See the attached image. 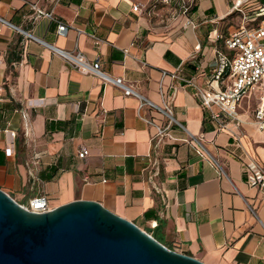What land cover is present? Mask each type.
Masks as SVG:
<instances>
[{
	"label": "crops",
	"instance_id": "0c3cea01",
	"mask_svg": "<svg viewBox=\"0 0 264 264\" xmlns=\"http://www.w3.org/2000/svg\"><path fill=\"white\" fill-rule=\"evenodd\" d=\"M236 1L195 0L184 16L163 0H0V18L20 29L0 21V189L22 205L47 196L51 209L98 202L204 264H264V189L248 187L243 172L244 162L264 163V135L253 124L260 94L240 102L241 125H228L234 140L214 130L195 89L177 83L174 115L185 131L174 126V140L154 148L144 119L165 125L160 113L56 51L99 61L106 76L159 106L178 70L219 92L225 83L206 81L223 46L217 37L240 24L229 14ZM34 3L56 20L32 21ZM186 18L194 28H184ZM188 134L204 151L185 142Z\"/></svg>",
	"mask_w": 264,
	"mask_h": 264
},
{
	"label": "built area",
	"instance_id": "2783aa9c",
	"mask_svg": "<svg viewBox=\"0 0 264 264\" xmlns=\"http://www.w3.org/2000/svg\"><path fill=\"white\" fill-rule=\"evenodd\" d=\"M194 1L163 0V3H178L180 13L186 16L191 11ZM248 1L250 0H237L230 10L229 14L236 13L240 17V24L236 30L228 36L217 37L218 39H222L223 46L215 52L216 65L211 74V78L206 81V84L211 85L215 83L218 85L225 83L223 89L219 92L211 93L196 87L189 79L183 77L181 71L178 70L176 73L170 75L173 83L169 88V92L165 93L162 87L161 95L163 103L162 106H159L143 98L132 87L126 85L123 79H112L106 76L101 71L99 61L90 64L81 53L71 56L65 52L55 50L83 74L98 75L104 82L111 83L121 89L125 96H136L140 100V109L149 107L160 113L166 121L165 125L144 119L148 125L155 129V134L152 137L154 148H158L166 140H174L172 134L174 126H178L185 131L184 127L177 121L174 115L173 103L175 92L179 87L177 83L179 82L195 89L196 96L210 112V121L213 124L214 130L216 132L227 133L234 140H237V135L232 131L233 127H228V125L232 124L235 126L234 128H239L241 125V121L238 119L239 104L245 97L257 91L260 96L259 104L254 113L253 124L264 135V7L257 5L256 9L250 13L243 8ZM30 6L34 11L31 17L32 21L36 22L43 17L49 20H56L52 12H46L44 9L39 8L36 3L30 4ZM133 11L136 13L141 12L142 8L140 5H135ZM0 21L20 31L18 27L1 18ZM184 28H194L193 21L186 18ZM67 30L68 27L66 25L59 23V35H65ZM77 32L82 33L81 30H77ZM24 33L28 38L38 40L30 33ZM167 75L166 72L163 73V77ZM1 90L0 88V93ZM23 117L26 119L27 114L24 113ZM12 136L15 137V133H12ZM185 142L196 144L198 149L204 151L200 141L192 135H189ZM88 155L89 150L84 149L79 154V157L84 159ZM243 172L245 173L248 187L264 189V163L258 165L253 161L244 162ZM20 206L36 214H44L51 210L48 197L44 195L33 198L27 205L20 204Z\"/></svg>",
	"mask_w": 264,
	"mask_h": 264
},
{
	"label": "water",
	"instance_id": "95a60500",
	"mask_svg": "<svg viewBox=\"0 0 264 264\" xmlns=\"http://www.w3.org/2000/svg\"><path fill=\"white\" fill-rule=\"evenodd\" d=\"M0 264H204L95 201L30 212L0 189Z\"/></svg>",
	"mask_w": 264,
	"mask_h": 264
},
{
	"label": "trees",
	"instance_id": "16d2710c",
	"mask_svg": "<svg viewBox=\"0 0 264 264\" xmlns=\"http://www.w3.org/2000/svg\"><path fill=\"white\" fill-rule=\"evenodd\" d=\"M258 5L264 7V0H258ZM192 9H193V6H192L191 10H192Z\"/></svg>",
	"mask_w": 264,
	"mask_h": 264
},
{
	"label": "rangeland",
	"instance_id": "374dc122",
	"mask_svg": "<svg viewBox=\"0 0 264 264\" xmlns=\"http://www.w3.org/2000/svg\"><path fill=\"white\" fill-rule=\"evenodd\" d=\"M252 6L254 7V5H252ZM248 9H250V8H248ZM235 20L239 22L240 21V17H235Z\"/></svg>",
	"mask_w": 264,
	"mask_h": 264
}]
</instances>
